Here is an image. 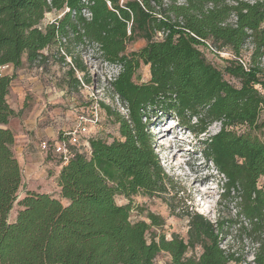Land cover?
Returning a JSON list of instances; mask_svg holds the SVG:
<instances>
[{
  "label": "trees",
  "instance_id": "trees-1",
  "mask_svg": "<svg viewBox=\"0 0 264 264\" xmlns=\"http://www.w3.org/2000/svg\"><path fill=\"white\" fill-rule=\"evenodd\" d=\"M51 13L57 17L44 24ZM139 40L145 46L129 53ZM54 47L62 62L70 58L72 77L85 74L86 85L83 49L119 67L109 85L127 116L101 103L120 125V137L92 138L89 155L79 153L62 167L60 197L27 192L10 223L22 169L8 95L16 72L47 60L45 51ZM200 47L232 59L220 70ZM263 59L264 0H0V67L14 71L0 75V264H156L161 253L170 256L166 264H250L221 247L236 220L213 223L188 212L187 239L154 233L165 222L152 213L148 221H132V197L168 203L176 190L148 124L157 114L196 136L221 124L201 149L226 179L223 200L236 201L238 217L249 225L240 229L256 245L253 264H264ZM142 66L151 78L140 85L134 80ZM117 197L130 201L118 205Z\"/></svg>",
  "mask_w": 264,
  "mask_h": 264
},
{
  "label": "rangeland",
  "instance_id": "rangeland-1",
  "mask_svg": "<svg viewBox=\"0 0 264 264\" xmlns=\"http://www.w3.org/2000/svg\"><path fill=\"white\" fill-rule=\"evenodd\" d=\"M242 1L253 3L257 0ZM56 17L54 13L47 14L44 24L53 21ZM144 46L145 42L139 40L128 47V52L139 51ZM200 49L208 61L220 70H223L226 62L232 59L226 51L219 53L211 48L200 47ZM251 49V44H247L244 48L243 56L246 61L250 58ZM45 54L47 60L33 65L25 63L16 72L13 81L16 87L24 86L26 95L31 98L39 112L38 119H41L39 125L57 134L59 139L64 133L75 128L79 116H86L92 120L88 124L91 139H103L112 143L115 138H119L120 125L114 117L108 116L101 106L103 103L112 111L127 116L126 108L113 95L109 85L118 76L119 67L106 63L92 49H83L80 56L87 68L86 78L89 76L91 80V84L86 85L84 73L76 72L75 77L70 75V66L66 64L71 62L70 58H67L66 63L62 62L55 47L45 51ZM262 64L264 66V59ZM3 74L13 75V68L10 67ZM150 78V68L142 66L134 81L142 85L148 83ZM75 80L80 84L77 85ZM148 124L155 151L166 173L173 178L176 190L168 203L163 199L142 195L132 197L134 207L131 213L132 221H148L146 216L152 213L165 222L162 228H153L154 233L165 235L167 239H171L173 235L187 239L188 212H198L213 223L219 218L229 222L236 220L237 225L230 229V235L223 240L221 247L253 264L256 245L240 229L242 225L244 227L249 225L242 217H238L239 209L236 201L223 200L226 179L216 171L212 162L205 158L201 149V141L216 135L221 129V124H214L205 135L199 136L178 125L177 120L171 121L158 114L151 116ZM54 161L58 163L56 158ZM46 190L50 195L60 197L54 185ZM26 191L27 188L20 189L18 200L9 216L10 223L15 221L18 212L23 209L19 202L25 197ZM116 200L118 205H127L130 201L124 197H117ZM62 203L67 205L64 200ZM195 253L198 255L200 250ZM169 261L170 256L161 253L156 259V264H166Z\"/></svg>",
  "mask_w": 264,
  "mask_h": 264
},
{
  "label": "crops",
  "instance_id": "crops-1",
  "mask_svg": "<svg viewBox=\"0 0 264 264\" xmlns=\"http://www.w3.org/2000/svg\"><path fill=\"white\" fill-rule=\"evenodd\" d=\"M25 92L24 86L16 87L12 83L8 95V103L17 114L10 120L9 128L15 135L13 151L22 169L21 188H27L26 192L50 195L46 189L54 185L60 193L57 184L62 169L60 162L54 154L43 153L40 149L43 141H54L58 136L39 125V112Z\"/></svg>",
  "mask_w": 264,
  "mask_h": 264
},
{
  "label": "built area",
  "instance_id": "built-area-1",
  "mask_svg": "<svg viewBox=\"0 0 264 264\" xmlns=\"http://www.w3.org/2000/svg\"><path fill=\"white\" fill-rule=\"evenodd\" d=\"M90 17V14L86 15ZM9 66L0 67V75L9 69ZM92 122L86 116H79L75 128L62 135L55 141H43L40 149L43 153H52L59 160L61 167L67 165L77 154L91 153V138L89 137L88 124Z\"/></svg>",
  "mask_w": 264,
  "mask_h": 264
},
{
  "label": "bare ground",
  "instance_id": "bare-ground-1",
  "mask_svg": "<svg viewBox=\"0 0 264 264\" xmlns=\"http://www.w3.org/2000/svg\"><path fill=\"white\" fill-rule=\"evenodd\" d=\"M161 136H163V135H161Z\"/></svg>",
  "mask_w": 264,
  "mask_h": 264
}]
</instances>
